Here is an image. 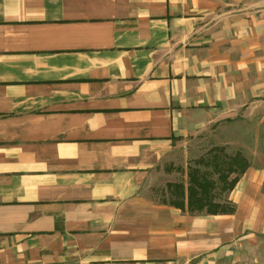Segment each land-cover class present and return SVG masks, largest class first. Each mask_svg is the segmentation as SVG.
I'll use <instances>...</instances> for the list:
<instances>
[{
  "label": "crops",
  "instance_id": "obj_1",
  "mask_svg": "<svg viewBox=\"0 0 264 264\" xmlns=\"http://www.w3.org/2000/svg\"><path fill=\"white\" fill-rule=\"evenodd\" d=\"M259 102L264 0H0V264H226L264 175L192 214L180 155Z\"/></svg>",
  "mask_w": 264,
  "mask_h": 264
},
{
  "label": "rangeland",
  "instance_id": "obj_2",
  "mask_svg": "<svg viewBox=\"0 0 264 264\" xmlns=\"http://www.w3.org/2000/svg\"><path fill=\"white\" fill-rule=\"evenodd\" d=\"M213 147L221 148L223 154L241 153L247 159L248 167L255 166V170L264 175V102L255 104V110L250 117L238 116L227 119L203 130L200 134L191 136L186 147L183 148L185 150L180 155V159L187 162V172L189 167L205 169L206 167L199 161V158L208 157ZM242 174L239 175L238 180ZM212 178L215 179L216 175L213 174ZM262 185L264 192V178ZM233 187L222 192L217 187L215 200L227 201L224 195H227ZM226 264H264V236L257 234L245 237V245Z\"/></svg>",
  "mask_w": 264,
  "mask_h": 264
},
{
  "label": "trees",
  "instance_id": "obj_3",
  "mask_svg": "<svg viewBox=\"0 0 264 264\" xmlns=\"http://www.w3.org/2000/svg\"><path fill=\"white\" fill-rule=\"evenodd\" d=\"M208 157L199 158L205 169L189 167L187 172L186 186V210L189 213L205 211L208 214H231L234 206L229 202L215 200V190H230L248 167L247 159L236 152L234 154H223L221 148L213 147ZM209 167V168H207ZM216 178L213 179L212 175ZM233 175V176H231ZM170 197L164 198L163 202L169 205L185 209L184 185L182 183L167 184Z\"/></svg>",
  "mask_w": 264,
  "mask_h": 264
}]
</instances>
